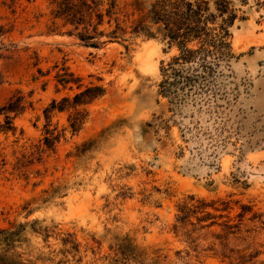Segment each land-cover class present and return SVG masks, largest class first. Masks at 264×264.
<instances>
[{"label": "rangeland", "instance_id": "1", "mask_svg": "<svg viewBox=\"0 0 264 264\" xmlns=\"http://www.w3.org/2000/svg\"><path fill=\"white\" fill-rule=\"evenodd\" d=\"M229 1L230 97L173 111L159 83L176 49L142 38L86 49L47 34L48 0H0V108L24 105L14 132L0 115V229L47 231L28 230L25 259L264 264V0ZM86 87L100 91L76 105ZM54 100L65 110L45 113Z\"/></svg>", "mask_w": 264, "mask_h": 264}, {"label": "trees", "instance_id": "2", "mask_svg": "<svg viewBox=\"0 0 264 264\" xmlns=\"http://www.w3.org/2000/svg\"><path fill=\"white\" fill-rule=\"evenodd\" d=\"M48 1L49 36H66L92 50H102L114 43L128 49L138 38L160 40L168 50L176 49L177 54L162 63L159 83V96L168 100L173 111L187 104L213 111L221 100L230 97L226 70L235 58L230 28L236 15L229 0H215L214 9L212 0H155L150 5L141 0L123 5L118 0ZM58 81L68 85L73 77L65 73L59 75ZM96 91L100 89L86 87L75 95V104L80 105L82 99L90 98ZM62 102L67 103L68 99ZM55 110L61 112L65 107L54 100L45 113ZM23 111L22 97H11L0 108V115L6 119L3 131L14 132L10 114L19 115ZM72 131L77 132L75 125ZM45 140L49 146L50 139ZM28 230L47 234L38 221L0 229V264H35L25 259L22 251ZM63 242L71 245L70 251L65 252H78L74 242Z\"/></svg>", "mask_w": 264, "mask_h": 264}]
</instances>
